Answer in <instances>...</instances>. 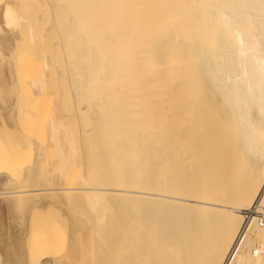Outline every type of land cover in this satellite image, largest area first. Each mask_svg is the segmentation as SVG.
<instances>
[{
    "label": "bare ground",
    "instance_id": "bare-ground-1",
    "mask_svg": "<svg viewBox=\"0 0 264 264\" xmlns=\"http://www.w3.org/2000/svg\"><path fill=\"white\" fill-rule=\"evenodd\" d=\"M42 1L45 2L43 10L46 13L50 11L51 19L49 20L51 26L49 25V29H46L45 32L43 27H47V24L41 26L43 31L35 26L38 22L35 25H33L34 22H31V25L30 22L25 24L27 18L24 19V15L28 19L30 17L26 13L27 11L25 13L23 11L36 5L35 0H4V2H0V44L8 47L7 50H11L14 42L19 40L18 36L22 35L19 32L24 31L23 25L25 28L27 27L25 31L27 33L28 30L29 34L25 38L22 37L23 35L21 36L28 41L24 40V43H29V39L32 43L34 40L36 42L43 32L45 34H42L41 41H45L48 39L47 36L55 34L57 41L53 45H67L66 49L75 52L76 57H79L81 61L88 60V64L87 61L85 64L83 61L78 64L74 59L73 64L77 63L78 71L76 65H71V68L74 67L73 69L77 73L67 79L70 85V97L72 96L76 104L81 101V106H77L75 111L79 125L82 127L86 124V120L88 122V119L93 117L95 126L103 127V131L104 127H128L129 130L131 127L134 131V127H150L154 129L155 134L152 137V132L149 133L146 138L152 137V139L148 138L149 142L135 148V151L139 152L140 150L143 154L141 158H137L138 160L135 158L136 160L118 162L124 152H127L129 146L133 145L132 143L127 146V141L126 147L118 150V153L112 158L117 162H110L111 151L102 157V161L107 165L116 163L115 165L124 168V172L119 173V179L124 177L132 185L134 179L136 181L137 178H142L138 183L141 186H138L144 188V191L134 190L133 187L128 189V184L124 186L127 189L102 187L99 185L100 181L92 179L97 184L90 186L91 183H89L86 173L81 178L84 186L79 181L75 185L69 186V183L64 185L63 181L61 183L59 180H53V177H48L50 173L47 169L48 175L46 174L45 181L51 184L47 183L48 185H46L45 182V185L44 183L42 185L40 180L38 181L39 177L36 172H39L38 167L41 169L40 166L43 163H40L39 166L38 160L42 159L43 154L41 153L45 152L47 146L46 148L43 146L45 150L40 149L36 142L34 145L35 148L37 147L36 150L44 152H35L42 155L35 161L38 167L36 168L35 163L31 162L32 168L26 165V168L29 169L24 171V179L21 178V180L24 181L25 186L28 183L30 185L38 184L41 187L26 189L24 186V189L17 190L22 185L20 184L17 185L18 188L15 187L16 190L14 187L10 189L11 186L7 188L6 186L10 185L11 180V185H14L13 182L16 180L13 181L10 178L9 165L0 163V200L5 202V205H2L0 201V262L2 261V264H66V259L63 256V259L59 257L60 254H56V250H53L56 237L52 235L55 239L53 240L49 233H46L47 227L43 228V223L44 226L48 224L45 225V222L40 224L44 220L50 222L48 218L51 219L52 216L42 215L44 219H41V216V218L34 216L33 212L37 211L35 208L37 202H40V206L37 204L38 210L41 209L40 207L50 206L51 208L52 205L56 206L57 204L61 205L59 210L62 205H67V209L70 206L71 210L72 206L75 209L76 206H80L81 210H76L78 213L82 212L84 208V210L89 208L88 210L93 212L94 218L99 210L97 204L101 202L100 197L103 196L105 200L109 201L108 204L113 206L114 214H116L115 220L109 221L111 224L99 231L103 235H101L102 238L99 237V233H95L96 238L99 239L97 242L99 244L100 241L103 242L99 246L103 252L98 251L99 257L104 254L105 260L103 257L98 258L103 260V263L264 264V256L261 254L264 251V228L258 226L253 213L256 208L261 207L264 210V0ZM42 1L38 0L39 3ZM45 7L49 11H45ZM36 10L38 9L36 8ZM40 12L42 11L40 10ZM75 14L79 15L77 21L72 22L71 25L68 22L62 24L63 20L66 22L74 19ZM39 19L41 20L42 17ZM37 25L39 26V23ZM37 29L42 33L40 36L36 35L35 39V34L38 33L35 31ZM84 29L87 31L82 35ZM55 35L52 36L55 37ZM80 35L84 40L82 39L78 45L77 41ZM53 37L51 40H54ZM23 42L15 44L20 45ZM21 49L19 48L20 51H22ZM14 51L16 50L14 49ZM14 51H12L13 54L11 53L13 56L7 57L6 55V58L11 60L12 57H15ZM6 52L9 53V51ZM19 55L22 57L21 53ZM73 56L75 58L74 54ZM28 58L27 56L26 60ZM69 58L70 56L67 57V59ZM21 59L25 60L23 57ZM17 60L19 61V59ZM48 62L49 60H46V63ZM53 62H55L54 59ZM53 62L50 59V64ZM10 63L14 64L11 61ZM41 63L43 66L42 60ZM46 63L44 62V64ZM48 64H46L47 67L50 66ZM61 64L63 65V63ZM28 66L31 67L32 64L31 66L28 64ZM69 66L63 65L66 67L63 70L70 73ZM58 67H55V73L62 75L64 71L60 68L57 71ZM27 70H21V74L17 71L18 75L26 77L25 75L31 74L27 73ZM48 72L50 73V71ZM7 75L0 71V88L8 96L7 100L4 99L8 104L6 108L8 112L4 118L9 116V123L11 124L12 121L11 126H13L9 127L15 132H12V137H9L10 139L16 137V140H9L11 144L14 143V146L15 141L21 139L20 132H23L19 127L24 129L26 125L25 131L28 130L30 124L34 126L33 117L31 116V118L30 114L27 115L24 111L26 104L22 105L21 103L22 97L24 98L22 95L25 93L21 89L28 94L29 92L33 93V97L36 96L37 99L44 100L46 97L44 93L51 87L50 85L46 86L47 81H44L46 76L44 80H39L37 77L33 78L36 79L33 81L31 78L33 88L28 92L25 84L30 83L31 80L22 81L21 83H24L22 87L20 78L17 79L18 76H15L16 81L14 78L9 79L10 75ZM26 79L24 78V80ZM63 79L66 82L65 78ZM55 80L58 82L59 79L55 78ZM29 86L31 87V85ZM2 92L1 94H3ZM59 92L63 96L66 93L62 90ZM67 95L69 93H66ZM61 98L63 97L61 96ZM65 99L67 98L65 97ZM51 101H53V97ZM3 102L2 106L5 104ZM26 102L27 100H25ZM26 108L29 109L28 106ZM31 108L36 109V106ZM42 108L40 111L43 116ZM49 109L52 112V109ZM55 112H52L54 116ZM59 114L58 120H54L56 125L52 124L53 126L50 127V124L49 132H47L50 135V142L52 141L53 147L56 146L58 151L62 147V145L59 146L62 137L58 140V135L61 134L60 129L65 127L64 118L67 117L64 112L62 115L60 112ZM23 116H27L24 118L29 119V121L26 120L28 125L25 124ZM41 119L42 117L39 116L40 123ZM67 119L70 117L68 116ZM71 119L70 121H73L72 116ZM2 121L3 123L0 120V126L3 124L4 127L6 122ZM22 123L25 125L22 126ZM35 124H37L36 121ZM45 124L48 123L45 122ZM87 124V126L90 125ZM34 129L31 131L35 132ZM140 130L141 128H138L136 131L140 132ZM148 130L146 131L148 132ZM2 132H0L2 134H0L2 137L0 142L9 138L7 133L4 140ZM28 132L30 133V130ZM28 132L23 133L28 136L33 134L36 136L35 133L29 134ZM137 134L138 132L135 133V135ZM143 136L140 137V142L141 139H144ZM128 137L130 136L128 135ZM21 141L23 140L21 139ZM50 142L48 141V145ZM85 142L87 145L86 140ZM1 144L3 145V142ZM32 144L34 143H30V147L28 146L30 153L33 150ZM65 145L67 146L66 142ZM64 146L63 149H65ZM2 147L4 148V145ZM15 147L16 145L13 149ZM132 147L130 152L132 150L134 154L135 146ZM7 148L9 149V145ZM17 148H21V146ZM35 148L34 151H36ZM15 151L22 153L17 149L13 150V152ZM64 153L60 156L59 169L67 167L68 160H71V156L68 158ZM31 154L33 155V153ZM51 154L48 156L49 159ZM54 154L53 156H55ZM67 155L69 154L67 153ZM46 156L44 155V157ZM138 156L140 155L138 154ZM16 157L21 159L20 154ZM47 161L45 160V162ZM9 162L13 164L14 161ZM95 163L94 165H100ZM49 170L51 171V168ZM89 171L91 172L92 169ZM43 174L44 172L41 175ZM31 192H38L35 194L37 197H31ZM33 203L35 207H31ZM28 206L35 210L30 211ZM56 207L58 208V206ZM22 208L25 210L28 208V211L25 212ZM70 209H68V214H71ZM62 210L60 212L64 215ZM39 211L38 214H41ZM51 212L52 210L47 213ZM88 212L86 211L87 214ZM52 213L54 214V212ZM86 213L83 214L87 219ZM55 214L57 216L59 213ZM75 215V220H78V215ZM92 215L88 214V220L92 218ZM81 216L78 218H83ZM32 217H36V220ZM69 217L71 218L70 215ZM74 217L71 220H74ZM86 219L82 220L86 222ZM83 221L82 223L78 221L80 223L78 229L76 223L75 227L72 223L74 228H71L69 219V228L72 229L69 231L70 234L74 230H77L78 234L83 233L84 231H80L83 228L82 224H85V227L88 226V221L87 224ZM50 223H53L54 227L56 224L58 226V222H54V219ZM31 225L33 229L30 227ZM51 227L52 224L48 230L51 231ZM54 227H52V231H54ZM89 227L91 230V225L87 227L88 230ZM98 228L95 226L94 230ZM48 230L47 232H49ZM55 232L58 233L57 230ZM92 233L94 234L91 230V236ZM70 234L68 235L70 236ZM44 235H49V237L44 239ZM55 235L58 236V234ZM70 240H73V236ZM57 241L59 240L57 239ZM248 242L250 244L247 247ZM70 243L72 245L71 241ZM73 244L75 245L74 240ZM75 247L78 248V244ZM75 247L67 249L69 257L73 256ZM120 247L122 251H120ZM118 253L121 254L120 258Z\"/></svg>",
    "mask_w": 264,
    "mask_h": 264
},
{
    "label": "rangeland",
    "instance_id": "rangeland-1",
    "mask_svg": "<svg viewBox=\"0 0 264 264\" xmlns=\"http://www.w3.org/2000/svg\"><path fill=\"white\" fill-rule=\"evenodd\" d=\"M6 1V0H5ZM42 1V0H41ZM40 0H39V2H41ZM1 3L2 2H4V0H2V1H0ZM35 2H37L36 3V5H32L31 7H29L30 8V10H29V8L28 9H26L25 11H23L24 13L26 12L27 14H29V19H28V17H26V15H24V13H22V15H24V19L25 18H27V19H25V20H27L26 21V23L25 24H29V22H30V25H31V22H34V24L33 25H35L36 24V22H38L39 23V26L36 24L35 26L36 27H38V28H40V30H42L43 31V29H44V32L46 31V29H49V27L51 26V22L49 21V20H51L50 19V11L48 10V9H46V7H47V5H46V7H45V11L46 10H48L49 12H44V1H42V3H39L38 2V0H35ZM0 3V4H1ZM40 6H39V5ZM36 8L38 9V10H36ZM48 8V7H47ZM36 10V11H35ZM40 10L42 11V12H40ZM31 11H33V12H31ZM35 11V12H34ZM31 12V13H30ZM43 12H44V14H43ZM37 13V14H36ZM49 13V14H48ZM32 14H34V15H32ZM42 14V15H41ZM35 16V17H31V16ZM39 15V16H38ZM41 15V16H40ZM42 17V19L40 20L39 18H41ZM48 17H49V19H48ZM38 18V19H37ZM32 19V20H31ZM79 19V15L78 14H75V16H74V19H70V21H66V22H64V20L62 21V24L64 23V24H67V22H68V24L69 25H71V24H73L74 23V21H77ZM29 20H31V21H29ZM44 22V23H43ZM47 22H50L49 24L47 23ZM73 22V23H72ZM41 23V24H40ZM24 24V23H23ZM47 24V27H43V26H45ZM63 24V25H64ZM50 25V26H49ZM34 26V27H35ZM41 26L43 27V29H41ZM22 27H24V28H22V29H24V31L22 30V32H19V31H16V32H19V34H22L21 36L22 37H26V35H28L29 36V34H28V30H27V33H26V29H27V27L25 28V25H23ZM19 30V29H18ZM36 32H38V29L37 30H35ZM87 31V29H84V30H82V35L85 33ZM43 32V33H44ZM40 33H42L41 31H39L37 34H35V39H36V35H38V36H40ZM42 33V34H43ZM18 34V35H19ZM42 34H41V36H42ZM45 34V33H44ZM52 35H55V34H52ZM52 35H50V37L49 36H47V38L49 39V41H47V40H45V41H41L40 40V38H42L41 36L39 37V39L37 40L36 39V42H34L33 41V43L32 42H30V39H29V43H31L30 45H29V43H24L26 40L25 39H23V38H21V36L19 35L18 36V38H19V40L18 41H16L17 43H20V42H23L24 40V42L23 43H21L20 45H22V46H20V45H16L17 43L16 42H14V44H13V48L10 50H7L8 49V47H6V46H4V45H2V44H0V61L2 60V62H0V71H3L4 73H6V75L7 74H9L10 75V77H8L9 79H13L14 78V80L16 79L15 78V76H18L17 77V79L19 80V78H20V83L23 81V82H27V81H29V80H31V78L33 79V78H37L38 77V79L39 80H44V78H45V76L47 77L46 78V80H44V81H47V85L46 86H48L49 87V85H50V87L51 88H49L47 91H46V93H44V95L46 96H44L45 97V99L43 100V99H37V97L35 96V97H33V93H30L29 92V90H32V88H33V81H36V79L34 80L33 79V81L31 80L30 81V83H26L25 84V86H26V90L29 92V94L25 91V90H23V89H21V91H23V92H25V93H23V95L22 96H24V98L22 97V100H21V103H22V105L23 104H26V105H24L25 106V108H24V111H26V114L28 115V114H30V117L32 116L33 117V122H34V126L33 125H29L28 126V130H30V133L28 132V130H25L24 131V129L26 128L27 129V127H26V125L25 124H27L28 125V123H27V121L26 120H28L29 121V119L27 118V119H25L27 116H23V119H24V121H26V123L25 124H23L22 123V126L23 125H25V127H24V129H23V127L21 128V127H19L23 132H28L29 134H33V133H35V135L36 136H28V134H24L23 132H20L21 133V135H19V136H21L20 138L23 140V141H25L26 142V140H28V141H30V142H26V143H24L23 141H21V139H19V141L17 140V141H15V145H16V147H15V149H17V150H19L20 152H22V153H24V154H22V153H19V152H13V150H15V149H13V147L15 146H13V144L14 143H10V140L11 139H13V138H11L10 139V137L9 136H11L12 134V132H15L11 127L13 126H11V124H12V121H11V124L9 123V116H5L6 118H4V115H7L6 113L8 112V110H6V108H7V106H8V104L5 102V98H6V100L8 99L7 97V94L5 95V93L4 92H2L1 91V89L2 88H0V91L3 93V94H1V92H0V103H1V105H0V108H1V112H0V120H1V122L3 123V121L2 120H4L6 123L8 122V125L6 126V123L4 124V127H3V124H2V126H0V132L1 131H3L2 133H3V138H4V140H5V137L7 136V137H9L8 138V140L6 139V141H2L3 142V145H4V148L2 147L3 145L1 144L0 145V163L2 164H6V165H9V167H10V174L12 175H10V178L11 179H13V181H15V182H13V184L14 185H11L12 183V180H11V182H10V185H8V186H6L7 188L8 187H10V189H13V187L15 188V187H17V185L19 186L20 184H22V185H20V188H15L14 190H20V189H24V186H25V183H24V181L23 180H21V178H23L24 179V173L29 169H27L26 167L27 166H30V168H32V166L30 165L31 163H35V167L37 168L38 166V164H37V162H35V161H37L42 155L41 154H43V157H41L42 159H43V161H42V159L40 160H38V163H39V166H40V163H43L40 167H41V169H39V167H38V171L39 172H36L37 174V176L39 177V179H38V181L43 185V183H44V185H45V179H46V177H47V175H48V173H50V175H52V176H50V175H48V177H53V180H59V182H61L62 183V181H63V183H64V185H68V184H66V183H69L70 185L69 186H71L72 184H77L78 183V181H79V183L81 182V184L83 185V183H82V177H83V175H86L87 174V179H88V181H89V183H91L90 184V186H95L97 183H96V181L94 182V181H92V180H97V182L98 181H100V183H99V185L100 186H102V187H110V188H126V187H124L125 185L127 186V184H128V186H127V188L128 189H132V187H133V189L134 190H142V191H144V188H142V187H140L139 188V186H141V185H139L138 183H139V179H140V177L139 178H137L136 179V181H135V179H134V181H132V185H131V183H128L127 182V180L123 177V178H121V179H119V173H122V172H124V168L123 167H121V166H117V165H115L116 163H113V164H106L105 162H103L102 161V157L105 155V154H107V153H110L109 151H111V154H110V156H111V159H110V162H117L116 160H114V159H112L117 153H118V150H121V149H123V148H125L126 147V141H127V146H129V145H132V143H133V145L132 146H135L134 147V154H133V147L132 146H129V152H128V149H127V152H124V154L122 155V157L118 160V162L119 163H122V162H124V161H126V160H136L137 158L139 159V158H141V156H143V154H141L142 153V151L140 152V150H139V152H138V150H136L135 151V148L137 149V146L138 147H141V144H142V146H143V144L144 143H147V142H149L148 141V138H150V140L152 139V137H153V134H155V131H154V129H152V128H150V127H134L133 129H135V131L136 130H138V128H141V130H140V132L139 131H134V130H132V128L130 127V130H129V128L128 127H104L105 129H104V131L102 130V128L103 127H96L95 126V124L93 123V117H91L90 119H88V122H87V120L85 121V125H82V127L79 125L80 123H79V119H78V117L77 116H75V111H76V109L79 107V106H81V101L78 103L77 102V104L73 101V98H72V96L70 97V85L68 84V78H70V76H73L74 74L76 75V70L75 69H73L74 67H72L71 68V65L72 66H75L76 65V69H77V71H78V67L79 66H77V63L79 62L80 64L82 63V61H81V59L79 58V57H76V54H75V52L73 53L72 51H69V49H66V48H68L67 47V45H60V46H58V44H56V45H53V44H55V42L57 41V37H56V35H55V37H53ZM82 35H80L79 37H78V41H77V44L79 43H81L82 42V39H83V37H82ZM44 36V35H43ZM54 38V40H51L52 39V37ZM21 39H23V40H21ZM27 39V38H26ZM84 40V39H83ZM39 41V42H38ZM53 41V42H52ZM26 42H28V41H26ZM52 42V43H51ZM16 43V44H15ZM42 44V45H41ZM78 44V45H79ZM36 45V46H35ZM41 45V47H39ZM53 47H52V46ZM2 46V47H1ZM18 46V47H17ZM21 47H22V49H21ZM49 47V48H48ZM56 47V48H55ZM2 48V49H1ZM4 48V49H3ZM19 48L22 50V51H20L19 50ZM32 48V49H31ZM58 48H60V49H58ZM14 49L16 50V51H20L19 53L18 52H16V51H14ZM32 51H31V50ZM63 49H64V51H63ZM26 50H28L27 52H25ZM50 50H51V52H50ZM6 51H9V53L8 52H6ZM12 51H14L15 52V54H14V56L15 57H12L11 58V60H10V58H6V55H7V57H11V56H13L12 54ZM41 51V52H40ZM47 51V52H46ZM62 51V52H61ZM67 51V52H66ZM23 52H25V54H23ZM66 52V53H65ZM12 53V54H11ZM21 53V56L25 59V60H22L21 58L22 57H19L20 54ZM50 53V54H49ZM70 53V54H69ZM72 53V54H71ZM9 54H11V55H9ZM29 54H31L30 56H32L31 57V59H30V56H29ZM67 54V55H66ZM73 54L75 55V58H74V56H73ZM2 55H4V56H2ZM17 55V56H16ZM44 55V56H43ZM51 55V56H50ZM53 55H54V57H53ZM66 55V56H65ZM27 56L29 57L28 58V60H26L27 59ZM46 56V57H45ZM70 56V60L69 59H67V57H69ZM4 57V59H2ZM13 58H15L14 60H13ZM42 58V59H41ZM17 59H19V61L17 60ZM50 59H51V62H53V59L55 60V62H53V63H51L50 64ZM74 59L77 61V63L75 62V65L73 64L74 63ZM40 60V61H39ZM41 60H42V62H43V66L41 65L42 63H41ZM44 60V61H43ZM46 60H49V64H50V66H46V64H48V63H46ZM10 61L12 62V63H14V64H11L10 63ZM58 61V62H57ZM64 61V62H63ZM67 63H66V62ZM72 61V62H71ZM87 61V64H88V60H86ZM86 61H83V64H85L86 63ZM7 64H5V63ZM44 62L46 63V64H44ZM63 63V65L64 66H69V64H70V66H69V69H70V73H68V72H66V71H64L63 69H66V67H63V65L61 64V63ZM9 63V64H8ZM27 63V64H26ZM65 63V64H64ZM69 63V64H68ZM78 63V64H79ZM11 64V65H10ZM20 64H23L24 66H22V65H20ZM28 64L31 66V64H32V68L31 67H29L28 66ZM48 64V65H49ZM86 64V65H87ZM17 65V66H16ZM10 66V67H9ZM16 66V67H15ZM46 66V67H45ZM52 66V67H51ZM59 66V67H58ZM15 67V68H14ZM28 68V70H27V68ZM49 67H51L50 69H49ZM55 67H58L57 68V71H59V68L61 69V70H63L64 71V73L66 74H64V73H62V75H57L56 73H55ZM8 68H10L9 69V71H7L8 70ZM17 68H19V69H17ZM17 69V70H16ZM23 69L26 71L27 70V73L28 72H30L31 74H27V75H25L26 77H24V75H18V72L17 71H19L20 73L19 74H21V70L23 71ZM46 69V70H45ZM75 70V71H74ZM25 71H24V73H25ZM48 71H50V73L48 72ZM56 71V72H57ZM10 72V73H9ZM15 72H16V75H15ZM44 72H45V74H44ZM48 72V73H47ZM55 73V74H54ZM73 73V74H72ZM43 74V75H42ZM49 74H50V76H49ZM9 75H7V76H9ZM48 75V76H47ZM57 75V76H56ZM66 76V77H64V76ZM41 76H42V79H41ZM53 76V77H52ZM49 77V78H48ZM58 77V78H57ZM65 78V80H66V82L64 81V79L63 78ZM24 78L26 79V80H24ZM55 78L58 80H60L61 78V80L59 81L58 80V82L55 80ZM79 78V77H78ZM17 79H16V81H17ZM37 79V80H38ZM65 82H63V81ZM49 81H51L52 83H50ZM64 84H63V83ZM62 83V84H61ZM24 85V83H21L20 84V86L21 85ZM55 84V85H54ZM59 84V85H58ZM23 85H22V87H23ZM27 85H28V88H27ZM29 85H31V87L29 86ZM52 86H53V88H52ZM55 86V87H54ZM47 87V88H48ZM69 87V88H68ZM66 88V89H65ZM25 89V88H24ZM54 89V90H53ZM67 89H69V91H67ZM62 90V92L64 91V93L66 92L67 94L69 93V95H67L66 96V93H65V95L63 96V94L61 93V92H59V91H61ZM20 91V90H19ZM20 91V92H21ZM58 93H57V92ZM32 92V91H31ZM56 93V94H55ZM58 94V95H57ZM50 95V96H49ZM55 95H56V97H55ZM2 96H3V99H2ZM61 96L63 97V98H61ZM43 97V98H44ZM53 97V101H51V98ZM59 97V98H58ZM65 97L67 98V99H65ZM71 99V101H70V99ZM23 99H25V100H27V102L28 101H30L29 103H25V100H24V102H23ZM48 101H47V100ZM49 99H50V102H49ZM60 99V101L58 102V100ZM65 100L64 102H63V100ZM40 100V101H39ZM42 100H43V103H42ZM55 100V101H54ZM62 100V101H61ZM3 103H5V104H7V105H5L4 104V106H2V102ZM38 101H39V103H38ZM45 101H47V102H45ZM56 101H57V104H56ZM40 103H41V105H40ZM49 103V104H48ZM64 103V104H63ZM33 104V105H32ZM35 104V105H34ZM51 104V105H50ZM54 104V105H53ZM63 104V105H62ZM56 105V106H55ZM61 105H62V107H63V110H62V107H61ZM26 106H28V108L29 109H27L26 108ZM32 106H36V109H33V108H31ZM42 106H43V108H45L44 109V111H43V108H42ZM53 106H54V108H53ZM78 106V107H77ZM42 108V114H43V116L41 115V109L40 108ZM47 108V109H46ZM49 108H51L52 109V112L53 111H56L54 114H55V116L53 115V113L52 112H50L51 110L49 109ZM9 109V108H8ZM56 109V110H55ZM61 109V110H60ZM4 110H6L5 112H4ZM57 110H59L58 112H57ZM37 112H38V114H37ZM59 112L61 113V115H62V113L64 112L65 113V115L68 117H70V119H71V116H72V118H73V121H70V119H67V117L66 118H64L65 116L63 115V118H64V124H65V127H62L60 130V132H61V134H60V132H59V134L60 135H58L59 136V139L58 140H60V138H61V143L59 144V146H61L62 145V147L65 145V142H66V144H67V146L65 145L64 146V148L65 149H63L62 147H60L61 149H60V151H58L57 150V148H56V146H55V144H54V146L55 147H53V143H52V141L50 142V135H48V133L47 132H49V130L48 129H50V127H52L55 123H54V120H58V118L60 117V114H59ZM73 114H72V113ZM22 113H23V111H22ZM59 114V116H58V114ZM50 114H51V116H53V117H51L50 116ZM21 116H22V114H21ZM39 116L40 117H42V119H41V123H40V120H38L39 119ZM25 117V118H24ZM31 117V118H32ZM62 117V116H61ZM36 118H38V119H36ZM51 118V119H50ZM62 118V119H63ZM50 119V120H49ZM36 121V123L37 124H35V121ZM44 120V121H43ZM72 120V119H71ZM31 121V120H30ZM50 121V122H49ZM53 123H52V122ZM63 121V120H62ZM78 121V122H77ZM45 122L46 123H48V124H45ZM56 122V121H55ZM38 123H39V125H38ZM44 123V124H43ZM57 123V122H56ZM87 123H89L90 125L89 126H87L88 124ZM51 124V125H50ZM53 124V125H52ZM69 125V127H68V125ZM1 125V124H0ZM37 125V126H36ZM49 125H50V127H49ZM56 125V124H55ZM76 125H77V127H76ZM92 125V126H91ZM6 126V127H5ZM9 126H11V127H9ZM31 126H33V127H31ZM39 126V127H38ZM94 126V127H93ZM15 127V126H14ZM17 127V126H16ZM29 127H31L32 129H34V131L35 132H33V131H31L32 129L31 128H29ZM181 127H185V126H181ZM4 128V129H3ZM6 128H7V130H6ZM3 129V130H2ZM45 129V130H44ZM67 129V130H66ZM92 129V130H91ZM148 129H151V130H148ZM5 130H6V134H5ZM13 130V131H12ZM20 130V131H21ZM93 130H94V133H93ZM132 130V131H131ZM146 130H148V132L146 131ZM153 130V131H152ZM81 131H82V133H81ZM85 131H86V133H85ZM76 132V133H75ZM96 132V133H95ZM138 132V136L137 135H135V133H137ZM151 132H152V137H148V138H146V136L147 135H149V133L151 134ZM140 133H141V136H143L144 137V139H141V142H140ZM1 134V133H0ZM72 134V135H71ZM114 135L113 137L112 136H110V135ZM132 134H134L135 136H137V137H135V136H131ZM146 134V135H145ZM2 135V134H1ZM0 135V136H1ZM6 135V136H5ZM18 135H17V137H18ZM85 135V136H84ZM98 135V136H97ZM100 135V136H99ZM130 136V137H128L127 138V136ZM83 136V137H82ZM87 136V137H86ZM118 136H120V137H118ZM126 136V137H125ZM12 137V136H11ZM29 137V138H28ZM122 137V138H121ZM123 137H124V139H125V141H123L124 139H123ZM132 137V138H131ZM138 137H139V139H138ZM33 138V139H32ZM80 138V139H79ZM136 138H137V140H136ZM142 138V137H141ZM1 139H2V137H0V141H1ZM10 139V140H9ZM30 139V140H29ZM37 139V140H36ZM49 139V140H48ZM84 139V140H83ZM99 139V140H98ZM113 139V140H112ZM119 139H120V142H119ZM127 139V140H126ZM132 139H135V140H133L132 141ZM13 140H16V137H14V139ZM50 142L49 143V145H48V141ZM85 140L87 141V145H86V142H85ZM90 140H92V141H90ZM8 141V142H7ZM12 141V140H11ZM73 141H74V143H73ZM81 141V142H80ZM121 141L123 142L122 144H121ZM145 141V142H144ZM2 142H0V143H2ZM7 142V143H6ZM35 142L37 143V145H38V148H39V146H40V149L41 148H43V146H44V148H46V146H47V148H46V150L43 148V150H45V152L44 151H42V150H40V151H37L36 150V148L34 147V145H36L35 144ZM41 143V145H40V143ZM69 142V143H68ZM90 142V143H89ZM129 142V143H128ZM150 142H152V141H150ZM22 143V144H21ZM30 143H34V144H32V147L31 148H33V150H32V152L31 153H33V155L30 153V150L28 149V146L30 147ZM44 143V144H43ZM72 143V144H71ZM51 144V145H50ZM84 144V145H83ZM96 144V145H95ZM124 144V145H123ZM8 145H9V149L7 148L8 147ZM21 146V148H17V147H20ZM52 148H51V147ZM85 146V147H84ZM49 147V148H48ZM88 147V148H87ZM123 147V148H122ZM132 147V148H131ZM34 148H35V150L36 151H34ZM53 148H54V151H52L53 150ZM67 148V149H66ZM113 148V149H112ZM130 148L132 149L131 150V152H130ZM13 149V150H12ZM56 149V150H55ZM76 149V150H75ZM24 150V151H23ZM27 150H29V152H27ZM51 150V151H50ZM88 150V151H87ZM95 150V151H94ZM96 150H97V152H96ZM126 150V149H125ZM41 151L42 152H44V153H41ZM75 151V152H74ZM35 152H37V153H41V154H37V153H35ZM47 152V153H46ZM59 152V153H58ZM64 153V155H66V156H68V158H70V156H71V160H68V162L69 163H67V167H65L64 166V168H60L59 169V167H60V164H59V160H60V156H61V154L63 155V153ZM73 152V153H72ZM103 152V153H102ZM137 152H138V154L140 155V156H138V154H137ZM16 153V154H15ZM50 153H52L51 154V157L53 156V154L55 155V156H53L52 158L50 157V159L48 158V156H49V154ZM67 153L69 154V155H67ZM9 154H11V155H9ZM18 154H20V156H21V159H22V161H24V162H26V163H24L23 164V162L21 161V159L18 157H16V156H18ZM48 154V155H47ZM99 154V155H98ZM101 154V155H100ZM15 155V156H14ZM40 155V156H39ZM44 155L47 157V159H45L46 157H44ZM57 155V156H56ZM59 155V156H58ZM86 155V156H85ZM134 157H133V156ZM7 156V157H6ZM90 156V157H89ZM93 156V157H92ZM130 156V157H129ZM133 158H132V157ZM136 156V157H135ZM138 156V157H137ZM58 157V158H57ZM36 158V159H35ZM136 158V159H135ZM15 159V160H14ZM52 159V160H51ZM55 159H56V161L58 162H56L55 161ZM137 159V160H138ZM18 160L20 161L19 163H18ZM45 160L47 161H50L51 162V164H50V162L48 163V161L47 162H45ZM67 160V159H66ZM83 162H82V161ZM91 160V162L89 163V161ZM9 162V161H14L13 162V164H10V162L9 163H7V162ZM40 161V162H39ZM82 163H81V162ZM97 161V163H99L100 165H94V163ZM16 162V163H15ZM31 162V163H30ZM89 163V164H88ZM97 163H95V164H97ZM18 164H20V165H18ZM55 164H56V166H55ZM58 164V165H57ZM11 165V166H10ZM27 165V166H26ZM47 166V168H46V166ZM74 165V166H73ZM79 165H80V167H79ZM87 165V166H86ZM88 165H90V166H88ZM23 166H25V168H23ZM34 166V165H33ZM44 166V168H42ZM92 166V167H91ZM94 166V167H93ZM57 167V168H56ZM74 167V168H73ZM81 167H82V169H81ZM88 167V168H87ZM103 167V168H102ZM36 168H35V170H36ZM51 168V171L53 172V174H52V172L49 170ZM55 168H56V170H55ZM72 168V169H71ZM23 169H25V170H23ZM46 169H47V171H48V173H46ZM63 169H64V171H63ZM70 169V170H69ZM89 169H92V173L89 171ZM22 172H21V171ZM41 170H43V171H41ZM60 170V171H59ZM69 170V171H68ZM25 171V172H24ZM82 171V172H81ZM104 171V172H103ZM40 172H44V176H45V178L43 177V175H41L40 174ZM68 173V175H67V173ZM104 174H103V173ZM107 172V173H106ZM63 173V174H62ZM86 173V174H85ZM90 173V174H89ZM98 173V174H97ZM47 174V175H46ZM97 174V175H96ZM61 175V176H60ZM66 175H67V178H66ZM93 175V177H91ZM60 176V177H59ZM63 176V178L61 179V177ZM90 176V177H89ZM110 176V178H108ZM14 177V178H13ZM56 177V178H55ZM60 178V179H59ZM95 178V179H94ZM101 178V179H100ZM17 179H18V181H17ZM65 179V180H64ZM90 179V180H89ZM92 179V180H91ZM105 179H106V181H105ZM110 179V180H109ZM142 179V178H141ZM141 179H140V181H141ZM52 179H51V181H53ZM61 180V181H60ZM119 180H120V183H119ZM111 183H110V182ZM38 182V183H39ZM135 182V183H134ZM16 183V184H15ZM39 183V184H40ZM49 184V182H46V185H48ZM27 185L25 186L26 187V189H36V188H38L37 186H39V187H41L40 185H38V184H35V185H30V184H28V183H26ZM51 184V183H50ZM49 184V185H50ZM95 184V185H94ZM108 184V185H107ZM98 185V186H99ZM139 185V186H138ZM36 186V187H35ZM84 186V185H83ZM33 187V188H32ZM35 187V188H34ZM126 188V189H127ZM25 189V190H26ZM31 194V197H37V195H35V194H38V192H31L30 193ZM30 197V196H29ZM35 199H39V198H35ZM1 201V204L2 205H5V202H2V200H0ZM4 201V200H3ZM100 201L101 202H99L98 204H97V208L99 209L98 210V212L96 213L97 214V217H96V214H95V217L93 218V215H92V213H91V211H89L88 209H86V210H82V212L83 213H86V211L88 212V214L90 213L91 215H92V218L90 219V220H88V214L86 213V216H87V219L85 218V214H83L82 212H77L78 211V209L80 208V206H76V209L72 206L71 208H72V210L70 209V206H68L69 208L68 209H70V212H71V214H68V209H67V205H62V208H61V210L64 212V215H62V212H60L61 210H59V206H61V205H56V206H58V208L55 206V205H52L51 206V208H50V206H47L46 208H43V207H40L42 210H44V211H42L41 209H39L38 210V207L40 206V202L38 203L37 202V204H39V206L37 207V204H36V207H35V204L33 203L32 204V206L31 207H35L36 208V210L37 211H34L35 209L34 208H31L30 206H28V208L30 209V211H34L33 213H35L34 214V216H36L37 218H39L40 216L42 217H40L41 219H44V217L43 216H45V214H46V217H48V214H49V216H52V220L50 219V218H48L49 220H50V222H52L53 221V219H54V222H58V226H57V224L55 225V227H54V225H53V223H50V222H47V221H42L40 224H42L43 222H45V225H46V223L49 225H51L52 224V227H54V231H52V227H51V231H50V229L48 230V228H50V225H49V227H48V225L47 226H44V223H43V228L44 227H47V230L49 231V232H47V230H46V233L48 234L49 233V235H50V237L53 239V237H56L55 239H56V244L54 243V241L53 240H55V239H53L52 241H53V250H56V254H60L59 255V257H61L62 259H63V257H64V259H66L65 260V263L66 264H106V262H102L103 260H105V258H104V254H102L101 255V257H99V255H98V251L100 250V249H102V248H99V246H100V244L102 243L103 244V242H101L100 241V244L97 242V239L98 238H96V234L97 233H99L100 234V232L99 231H101V230H103V229H105V227H107L108 225H110L111 223H109V221L110 222H112V221H114L115 220V218H116V214H114V208H112L111 206H110V204H108L109 203V201H107V200H105V197H103V196H101L100 197ZM20 203V202H19ZM18 203V204H19ZM36 203V202H35ZM21 204V203H20ZM19 204V205H20ZM42 204V203H41ZM55 206V207H54ZM65 206V207H64ZM102 206V208H99V207H101ZM108 206V207H107ZM26 207V206H25ZM78 207V208H77ZM82 207V206H81ZM84 207V206H83ZM28 208H27V210H25V208H22L25 212L26 211H28ZM49 208V209H48ZM56 208V209H55ZM66 208V209H65ZM74 208V209H73ZM111 208V209H110ZM32 209V210H31ZM65 209V210H64ZM22 210V211H23ZM46 210H47V212H50L51 210H52V212H54V214L51 212V213H47L46 212ZM56 210V211H55ZM66 210H67V212H66ZM77 210V211H76ZM79 210H81V209H79ZM22 211H20V213L22 214ZM38 211L41 213V214H38ZM72 211H74L75 213H73ZM99 211H100V213H99ZM37 212V213H36ZM59 213V214H57V216H56V214L55 213ZM19 213V212H18ZM31 213V212H30ZM33 213H31V214H33ZM81 213V214H80ZM24 214V213H23ZM51 214V215H50ZM75 214H77L78 215V217L79 216H81L82 214V216H83V218H78L77 217V219L78 220H75V217H74V215ZM38 215V216H37ZM43 215V216H42ZM54 215H55V217H54ZM59 215V216H58ZM62 215V216H61ZM69 215L71 216V218L69 217ZM33 216V215H32ZM67 216V217H66ZM76 216V215H75ZM81 216V217H82ZM36 217H34L35 218V220H36ZM73 217H74V220H71V219H73ZM89 217H91V216H89ZM31 218V217H30ZM33 218V217H32ZM33 218V219H34ZM60 218V219H59ZM70 219V221H71V228H74L75 227V223L77 224V228L79 229L80 228V226H79V224L80 223H82V221L83 220H87L88 221V226H90L91 225V230L94 232V234L92 233V236H91V234H90V232H91V230H90V227H89V230L87 229V227H85L86 225L84 224H82V227L83 228H81V230L80 231H84L83 233H80V234H78V231L77 230H74L72 233H74V235H72V233L70 234V232L69 231H72V229H70L69 228V226H70V222H68V220ZM83 219V220H82ZM82 220V221H81ZM94 220V221H93ZM32 221V220H31ZM64 221H65V223H64ZM78 221H80V223L78 222ZM87 221L86 222H84V223H86L87 224ZM89 221H90V223H89ZM33 222V221H32ZM95 222V223H94ZM34 223V222H33ZM33 223H30V224H33ZM60 223H61V225H60ZM66 223H67V226H66ZM72 223H73V225H74V227L72 226ZM93 223V224H92ZM109 223V224H108ZM90 224V225H89ZM95 224V225H94ZM35 225V224H34ZM62 225H64L65 227H63ZM106 225V226H105ZM41 226V225H40ZM79 226V227H78ZM95 226H96V228H98L97 230H94V228H95ZM103 228H102V227ZM30 227H32V229H33V226L31 225ZM57 227V228H56ZM85 227V228H84ZM37 228H40L39 226H37ZM42 228V227H41ZM58 231V233L57 232H55L56 230ZM67 229H69V230H67ZM64 230H66L65 231V234H63V231ZM88 231V232H87ZM97 231V232H96ZM51 232V233H50ZM62 232V233H61ZM70 234V236L68 235V234ZM96 233V234H95ZM103 233V232H102ZM55 234H58V236L57 235H55ZM75 234H76V236H75ZM88 234V235H87ZM49 235H47L48 237H49ZM52 235H53V237H52ZM64 236V238H63V236ZM66 235V236H65ZM79 235H80V237H79ZM101 235L102 234H100V236L99 237H101ZM46 235H44L43 237H45L44 239H47L46 237H47ZM72 236H73V240H74V243H75V245L73 244V240H70L71 238H72ZM74 236H75V238H74ZM88 236V237H87ZM90 236V237H89ZM103 236V235H102ZM60 237V238H59ZM78 237H79V239H78ZM42 238V237H41ZM102 238V237H101ZM100 238V239H101ZM33 239V238H32ZM31 239V240H32ZM57 239L59 240V241H57ZM67 240H68V243H67ZM79 240V241H78ZM102 240H104V239H102ZM70 241L72 242V245H71V243H70ZM77 241V242H76ZM98 241H99V239H98ZM104 243H105V241H104ZM78 244V248H76L75 246ZM249 244H250V242H248V245H247V247L249 246ZM54 245H55V247H54ZM71 245V247H75L76 248V250L78 249V251H76V250H74L75 248H73V256H70L69 257V250H70V248L71 247H69ZM79 245H80V248L82 249H80L79 248ZM69 247V248H68ZM67 249H69V250H67ZM59 250V251H58ZM63 251V252H62ZM74 251H75V253H74ZM101 252H103L102 250H100ZM120 251H122L121 250V247H120ZM119 250H118V252H120ZM60 252V253H59ZM82 254H81V253ZM261 252V251H260ZM65 253H66V258H65ZM68 253V254H67ZM100 253V252H99ZM62 254V255H61ZM101 254V253H100ZM57 255V256H58ZM67 255H68V257H69V261H68V258H67ZM77 256L76 258L74 257V256ZM98 255V256H97ZM63 256V257H62ZM120 256H121V254L120 253H118V257L120 258ZM103 257V260L101 261V260H99L98 258H102ZM73 258V259H72ZM2 259V258H1ZM95 259V260H94ZM160 259V261H161V258H159ZM157 260V259H156ZM71 261V262H70ZM159 261V260H158ZM68 262V263H67ZM70 262V263H69ZM93 262V263H92ZM1 264H2V261L0 262ZM159 263V262H158Z\"/></svg>",
    "mask_w": 264,
    "mask_h": 264
},
{
    "label": "built area",
    "instance_id": "built-area-1",
    "mask_svg": "<svg viewBox=\"0 0 264 264\" xmlns=\"http://www.w3.org/2000/svg\"><path fill=\"white\" fill-rule=\"evenodd\" d=\"M254 216H256V223L259 227L264 228V210L263 208L254 209ZM256 253V252H255ZM264 256V251L261 253Z\"/></svg>",
    "mask_w": 264,
    "mask_h": 264
}]
</instances>
